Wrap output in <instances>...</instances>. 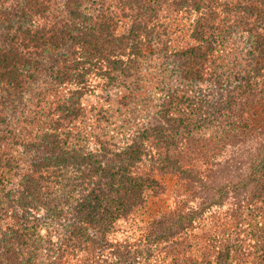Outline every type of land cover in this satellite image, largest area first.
<instances>
[{"label":"trees","instance_id":"trees-1","mask_svg":"<svg viewBox=\"0 0 264 264\" xmlns=\"http://www.w3.org/2000/svg\"><path fill=\"white\" fill-rule=\"evenodd\" d=\"M155 58L184 84L115 143L88 78L135 116ZM0 264H264V0H0Z\"/></svg>","mask_w":264,"mask_h":264},{"label":"rangeland","instance_id":"rangeland-1","mask_svg":"<svg viewBox=\"0 0 264 264\" xmlns=\"http://www.w3.org/2000/svg\"><path fill=\"white\" fill-rule=\"evenodd\" d=\"M184 23V22H182ZM188 33V32H187ZM186 33V35H187ZM187 39V37H186ZM180 45H182L180 43ZM54 58L55 56L52 55ZM166 62V63H165ZM163 62L162 60L155 58L150 62V65L146 68L139 69L138 73L134 74L131 77L130 81L137 83L140 87V91L138 92L139 97L141 96L143 99L142 105L136 107L137 113L134 115H129L125 108L122 107V103L124 99H121V93H114L109 84L106 85L105 79H100L97 77H89L90 88L82 97V104L87 108V111L90 114H96L97 110H100L105 113V117L103 116L102 122H100L101 129H105L107 131L106 138H111L116 143H120L119 141H123L122 136L119 134L118 130L119 125L123 123L127 118H134L136 120L137 126L140 127H150L156 123L157 119V109L156 105L159 103L161 99V95L156 92L157 85L159 84L157 79L162 80L164 78L166 87H180L182 82L177 75V67L173 60L168 59V61ZM165 63V65H164ZM43 75H40L38 78L43 79ZM182 83V84H181ZM197 87L203 90H206L207 85L205 83H198ZM206 92H204L205 94ZM168 195L167 197H159V199H153L151 203L147 205V207L140 210V214L137 218L128 219L127 221H120L118 226V231L115 233V239H124L125 237L130 238L133 235H138L137 231L133 229L137 227V220H147L150 215H154L156 212L161 211V209H165V207L173 206L174 195H170L173 191H178L177 186H174L177 182L176 178H167L165 180ZM133 230V231H132ZM135 237V236H134Z\"/></svg>","mask_w":264,"mask_h":264}]
</instances>
